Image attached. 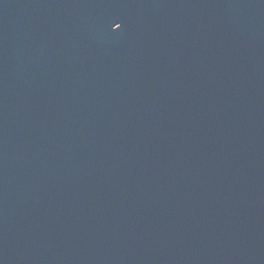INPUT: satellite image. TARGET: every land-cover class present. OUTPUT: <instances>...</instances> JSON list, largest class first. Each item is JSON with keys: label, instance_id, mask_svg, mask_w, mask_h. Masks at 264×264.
<instances>
[{"label": "water", "instance_id": "95a60500", "mask_svg": "<svg viewBox=\"0 0 264 264\" xmlns=\"http://www.w3.org/2000/svg\"><path fill=\"white\" fill-rule=\"evenodd\" d=\"M0 264H264V0H0Z\"/></svg>", "mask_w": 264, "mask_h": 264}, {"label": "snow or ice", "instance_id": "6c2138e0", "mask_svg": "<svg viewBox=\"0 0 264 264\" xmlns=\"http://www.w3.org/2000/svg\"><path fill=\"white\" fill-rule=\"evenodd\" d=\"M116 25H120V24H116ZM120 27H121V25H120Z\"/></svg>", "mask_w": 264, "mask_h": 264}]
</instances>
